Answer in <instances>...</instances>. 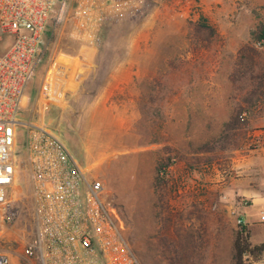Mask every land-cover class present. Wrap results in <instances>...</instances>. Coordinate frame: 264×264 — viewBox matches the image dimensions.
I'll use <instances>...</instances> for the list:
<instances>
[{
    "label": "rangeland",
    "instance_id": "1",
    "mask_svg": "<svg viewBox=\"0 0 264 264\" xmlns=\"http://www.w3.org/2000/svg\"><path fill=\"white\" fill-rule=\"evenodd\" d=\"M204 21L219 30L210 41L196 32ZM259 26L264 0H140L107 21L94 46L73 38L67 19L47 26L20 117L59 135L86 177L102 183L141 264H233L237 216L218 185L231 171L232 149L250 142L235 104L229 119L239 130L226 138L229 122L216 127L225 114L220 76L239 65L228 58ZM258 52L261 64L264 49ZM195 53L202 57L187 58ZM54 62L63 95L42 104L37 94ZM204 102L214 106L208 128ZM156 178L164 181L157 189ZM17 180L14 219L0 209V253L25 264L34 221L23 168Z\"/></svg>",
    "mask_w": 264,
    "mask_h": 264
},
{
    "label": "built area",
    "instance_id": "2",
    "mask_svg": "<svg viewBox=\"0 0 264 264\" xmlns=\"http://www.w3.org/2000/svg\"><path fill=\"white\" fill-rule=\"evenodd\" d=\"M139 1L0 0V209L7 221L14 219L15 183L23 168L34 221L20 257L25 264H141L115 209L103 199L102 183L86 177L59 135L20 117L50 23L67 19L70 35L94 46L104 24L136 9ZM62 73L56 62L48 67L37 94L42 104L60 101ZM245 117L239 115L241 121ZM260 140L255 137L252 144ZM243 225L237 217L236 226ZM0 264L12 261L0 253Z\"/></svg>",
    "mask_w": 264,
    "mask_h": 264
},
{
    "label": "crops",
    "instance_id": "3",
    "mask_svg": "<svg viewBox=\"0 0 264 264\" xmlns=\"http://www.w3.org/2000/svg\"><path fill=\"white\" fill-rule=\"evenodd\" d=\"M215 35L219 30L211 26ZM244 43H236L237 48L233 51L228 62L233 66L238 58V49ZM196 54V53H195ZM192 54L187 58L199 59L201 54ZM232 60V61H231ZM194 61V60H193ZM232 68L220 76L224 83V92L219 95L223 99L225 114L217 119V128L230 122V113L233 108L230 105H237L240 111L246 114L245 123L241 126V134L250 143H240L232 149L231 171L223 170L220 175L219 193L223 202L229 207H233L235 216L240 218L249 231V243L254 245H264V98H253L246 103L243 100L246 91L237 90L231 82ZM211 76L202 75L200 79H210ZM207 94V91L204 92ZM216 105V108H219ZM204 113L203 126L208 128L213 105L204 102L200 105ZM221 108V107H220ZM241 112V113H242ZM260 137V143L253 145L252 139ZM252 138V139H251ZM249 139V140H248ZM250 264H264V252L257 260H251Z\"/></svg>",
    "mask_w": 264,
    "mask_h": 264
},
{
    "label": "trees",
    "instance_id": "4",
    "mask_svg": "<svg viewBox=\"0 0 264 264\" xmlns=\"http://www.w3.org/2000/svg\"><path fill=\"white\" fill-rule=\"evenodd\" d=\"M197 33L204 31L206 33L205 41H210L215 37L214 29L205 23H202ZM251 42L242 45L238 49V64L233 68L231 73V82L234 88L237 90H245V96L243 100L248 103L255 97L258 98L261 94H264V62L260 64L257 58L260 53L258 50L264 49V26H259L257 30L250 33ZM259 42L260 46L256 47V43ZM240 83V84H239ZM240 115V114H239ZM240 118L237 117V124L240 123ZM243 122V121H242ZM238 129V125L233 122H229L224 127V136L230 137L231 132ZM160 168L158 172L160 173ZM164 183L162 178H156L155 187L161 186ZM249 231L246 225L237 226L235 236L232 243L233 264H250L251 260H257L260 258L262 252H264V245H254L249 243Z\"/></svg>",
    "mask_w": 264,
    "mask_h": 264
}]
</instances>
